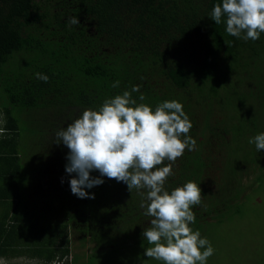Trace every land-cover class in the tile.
I'll return each instance as SVG.
<instances>
[{
    "label": "trees",
    "instance_id": "1",
    "mask_svg": "<svg viewBox=\"0 0 264 264\" xmlns=\"http://www.w3.org/2000/svg\"><path fill=\"white\" fill-rule=\"evenodd\" d=\"M217 3L0 0V204L16 206L0 213V255L27 252L31 259L19 264H74L71 235L83 258L148 245L142 232L151 217L140 191L102 177L86 189L94 198L77 197L69 184L75 173L65 170L69 150L56 143V132L84 109H98L133 85H139L133 98L141 102L142 93L153 110L165 100L181 102L193 124L195 147L176 160L165 188L199 184L195 221H220L242 201L240 156L229 155V147L254 125L248 109L264 110V33L255 41L229 35L226 22L210 18ZM72 16L79 25H69ZM259 133L253 128L249 139ZM22 173L29 174L31 194H1ZM25 203L37 209L30 215L16 209Z\"/></svg>",
    "mask_w": 264,
    "mask_h": 264
},
{
    "label": "clouds",
    "instance_id": "2",
    "mask_svg": "<svg viewBox=\"0 0 264 264\" xmlns=\"http://www.w3.org/2000/svg\"><path fill=\"white\" fill-rule=\"evenodd\" d=\"M210 18L215 24L226 22L229 35L255 41L264 33V0H222L214 5ZM68 23L80 21L72 16ZM36 76L44 82L49 79L42 73ZM112 86L118 87L119 81ZM134 92H139V85L106 98L98 109H84L56 132V143L69 150L65 170L75 173L69 181L71 192L94 198L86 189L102 184V177L125 183L130 193L140 191L141 207L151 217L142 232L149 245L144 256L162 264H207L215 249L190 226L195 223L193 208L201 203L202 189L191 180L171 191L165 188L176 160L195 147L189 135L193 124L181 102L165 100L153 110L142 102V93L141 102L133 98ZM249 143L257 151L264 150V132ZM92 171L100 175L92 176Z\"/></svg>",
    "mask_w": 264,
    "mask_h": 264
},
{
    "label": "rangeland",
    "instance_id": "3",
    "mask_svg": "<svg viewBox=\"0 0 264 264\" xmlns=\"http://www.w3.org/2000/svg\"><path fill=\"white\" fill-rule=\"evenodd\" d=\"M4 104L5 100L0 99V114H4ZM248 111L252 114L250 121L254 125L249 126L251 129L249 134L241 137L240 143L232 142V146L229 147V155L240 156L237 174H240L242 201H239L234 210L226 213L220 221L218 217H214L212 220H199L193 223L194 230L198 229L201 237L207 238L215 249L214 254L208 258L207 264H264V150L256 154L255 144L249 143L253 128L264 132V110L253 106ZM3 116L5 119V115ZM2 122L4 121L1 116L0 123ZM244 158L248 165L242 166ZM241 168L243 172L240 173ZM9 186L13 192L21 196L27 197L29 192L31 194L27 173L17 174L15 179L12 178ZM29 205L28 203L24 205L27 215L37 209L32 205L29 210L27 209ZM7 206H2V209L7 210ZM235 210L238 212L235 213ZM71 241V248L76 253L74 264H162L161 261L144 256V248L149 245L127 247L124 251L105 248L93 254L90 251V257L83 258L80 254L84 252L83 247H78L79 243L72 235ZM88 244L93 246L91 243ZM89 245L85 248L90 247Z\"/></svg>",
    "mask_w": 264,
    "mask_h": 264
},
{
    "label": "crops",
    "instance_id": "4",
    "mask_svg": "<svg viewBox=\"0 0 264 264\" xmlns=\"http://www.w3.org/2000/svg\"><path fill=\"white\" fill-rule=\"evenodd\" d=\"M6 186V191H3V192H1V194H8V195H11V194H13V193H11L13 190H11V188H10V186L8 185V184H4V186L3 187H5ZM5 205H8L7 206V210H3L2 209V206H5ZM16 206L15 205H10V204H0V213H1V216L6 212V211H13V209L15 208ZM17 210H21L22 212H26V206L24 207L23 206V208H22V206H17V208H16ZM27 209H29V206H28V208ZM30 210V209H29ZM10 211V212H11ZM10 212H9V214H10ZM4 216V215H3ZM4 218V217H3ZM2 218V219H3ZM1 219V222L3 221ZM20 252V251H19ZM19 252H11V253H9V254H7V255H0V259H1V264H19L21 261H26V260H30L31 258H30V256L28 255V253L27 252H23L24 254L23 255H21ZM29 262H31V261H29Z\"/></svg>",
    "mask_w": 264,
    "mask_h": 264
},
{
    "label": "built area",
    "instance_id": "5",
    "mask_svg": "<svg viewBox=\"0 0 264 264\" xmlns=\"http://www.w3.org/2000/svg\"><path fill=\"white\" fill-rule=\"evenodd\" d=\"M61 261L59 259H55L54 261L50 262V264H60Z\"/></svg>",
    "mask_w": 264,
    "mask_h": 264
}]
</instances>
